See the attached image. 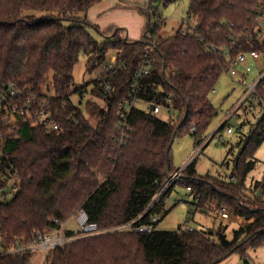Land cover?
Here are the masks:
<instances>
[{
	"label": "trees",
	"instance_id": "obj_1",
	"mask_svg": "<svg viewBox=\"0 0 264 264\" xmlns=\"http://www.w3.org/2000/svg\"><path fill=\"white\" fill-rule=\"evenodd\" d=\"M101 1L0 0V89L14 87L21 105L29 99L28 109H42L59 125L50 129L33 124L25 113L18 114L12 129L0 113L2 163L18 171L21 183L13 198L0 199L4 245L16 239L26 243L39 231L59 228L74 235L79 230L64 224L80 209L101 229L141 215L174 172L172 139L189 133L200 144L207 137L218 114L210 94L229 60L252 50L264 56L259 19L264 0H189L193 32L179 30L164 37L159 19L138 40H125L119 27L112 36L110 27L103 31L106 39L98 42L89 30L88 12ZM32 11L49 14L38 17ZM110 48L123 61L117 72L108 73L115 89L105 91L94 79L91 97L82 107L72 98L78 93L82 103L88 92L87 86L73 88L80 54L88 56V69L94 70L106 61ZM146 65L149 73L141 78L138 103L150 104V109L134 106L122 130L120 102L129 97L136 74ZM259 96L264 99V81ZM158 105L174 110L176 117H158L153 112ZM86 111L95 116L94 122ZM263 142L264 113L250 133H242L237 153L234 146L228 150L227 156L233 155L229 178L200 175L193 162L180 178L191 188L195 211L224 209L242 219L231 238L224 224L208 230H162L157 225L151 232L81 236L50 251L43 264H219L234 253L249 264L248 250L264 246V176L255 181L253 195L245 193V184ZM147 221L145 216L142 222ZM31 256L0 254V264H31Z\"/></svg>",
	"mask_w": 264,
	"mask_h": 264
},
{
	"label": "rangeland",
	"instance_id": "obj_2",
	"mask_svg": "<svg viewBox=\"0 0 264 264\" xmlns=\"http://www.w3.org/2000/svg\"><path fill=\"white\" fill-rule=\"evenodd\" d=\"M119 2L125 11L113 18L117 20V23L113 25L114 31L111 35L119 27L122 29L121 36L123 38L128 37L130 40H138L149 23L155 24L159 19H162L164 23L160 33L162 36L168 37L181 30L184 26L194 23V20L189 17L188 13L189 0H119ZM32 13H35L38 17L49 14L46 11H32ZM79 15L82 16L83 13ZM121 22L125 25L120 24ZM89 30L98 42H103L106 39L103 34L105 30L101 28L97 29V25L92 23ZM113 54H115V50L112 48L108 49L106 61ZM87 61L88 56L81 53L74 69L75 85L73 88L88 87V92L82 103L80 102V95L78 93L72 94L73 100L82 107H84V101L91 97L89 90L93 86V80L96 79L102 69V65H98L94 70H89ZM249 64L252 69L247 76L248 83L256 79L264 69V58L260 56L257 59H249ZM242 75V68H239L238 74L235 76L224 72L219 78L214 91L210 94V99L218 110V114L209 128L208 135L204 139V146L200 150L196 151L199 144L196 138L189 133L182 132L174 138L171 145L174 172L170 173L169 176L175 173L176 170L193 162V167L200 175L210 173L222 179L230 177L233 169V155L227 156L228 150L234 146L235 153H237L238 149L236 145L242 133L244 135L250 133L264 113V104L260 100V102H255L252 108L243 106L237 113L228 118L227 113L233 110L246 89V86L242 83ZM99 101H102L105 105L104 100ZM138 106L145 110L150 109V104L147 103H138ZM86 113L89 119L94 122L95 116L87 111ZM156 115L164 120H170L176 117V112L162 107L161 111ZM226 120L228 121L227 127L215 136H212L214 130ZM242 123L243 125L241 126ZM229 127L233 129V132H228L227 129ZM255 157L257 164L247 175L245 184V193L250 195L254 194L255 190L253 187L255 181L261 180L264 176V142L257 149ZM179 180L175 182L165 197L163 218L158 222V228L162 230H178L188 225L195 229L208 230L224 224L228 226L226 234L231 238L233 230L240 225L242 219L236 216L223 219L220 216H214L211 211H195L192 204L194 202L193 195L187 190L185 181ZM64 227L75 231L79 230L73 216L65 222ZM248 252L250 254L249 264H264V246L250 248ZM235 254L237 255V253L232 255ZM42 261L43 251L36 250L32 252L31 264H42ZM238 264L246 263L243 259Z\"/></svg>",
	"mask_w": 264,
	"mask_h": 264
},
{
	"label": "built area",
	"instance_id": "obj_3",
	"mask_svg": "<svg viewBox=\"0 0 264 264\" xmlns=\"http://www.w3.org/2000/svg\"><path fill=\"white\" fill-rule=\"evenodd\" d=\"M260 22L264 24V12H260ZM196 28L195 23L188 24L184 26L180 31L182 33L193 32ZM226 56L228 53L226 52ZM260 56H263V53L257 50H252L250 52H241L236 55L234 58L229 60L227 71L231 76L238 74L239 68L243 70L242 83L246 86L245 91L243 92L242 97L238 100L237 104L234 106L233 110L227 113L228 118L231 115L237 113L243 106L252 108L255 102H263L264 99L259 96V87L262 86L264 81V69L261 71L260 75L254 79L252 82H247V76L251 72V66L249 64V59H257ZM264 58V56H263ZM123 65V61H119L116 54H113L109 60L105 61L102 64L101 72L96 77L97 86L105 91H112L115 89V83L112 79L109 78V72H117L119 68ZM149 73V65L143 66L141 71L136 74L135 84L131 89L128 98H123L120 102V111L119 115L122 118V121L119 124V128L124 130L127 127V118L134 106L138 105V93L140 90V81L143 75ZM49 94L52 93L49 91ZM18 91L14 87L1 90L0 94V113L3 112V121H5L12 129L17 127V117L18 114L27 113L28 117L32 119L33 124H46L50 129H58L59 125L56 121L52 120L49 113L44 112L42 109L29 108L30 100H27L26 105L20 104V97ZM262 104V105H263ZM161 106H154L153 112L155 114L161 111ZM227 121V120H226ZM242 129V127H241ZM217 129L214 130L215 133ZM228 132H233V129L229 127ZM212 133V134H213ZM4 143V137L0 132V199H11L16 193L20 190V179L18 171L13 169L12 165H3L2 156L3 151L1 146ZM202 141L197 150H200L204 145ZM195 151V152H196ZM187 166L180 168L175 171L171 176L168 177L166 182L161 186L158 192L153 196L145 211L136 217L135 219L122 223L117 226H112L109 228L101 229L96 223L92 222L83 209L77 211L73 218L79 227V232L74 235H67L63 228L56 229L53 232L45 233L39 231L33 240L29 242H22L19 239H16L14 242H11L8 245H4V242H0V254L6 253H21V252H34L36 250L43 251V263L47 258L50 251L63 246L64 244L79 238L81 236H93L103 233L115 232V231H136V232H151L157 225L158 222L163 218V211H159L157 207L161 204L165 198L168 191L174 186L175 182L180 179L184 173V170ZM191 188L187 190L190 191ZM215 214H220L222 217L228 218L229 214L222 209L213 210ZM148 216L147 222H142V219ZM185 230H193L192 227L188 225L184 226ZM4 245V246H3ZM42 263V264H43Z\"/></svg>",
	"mask_w": 264,
	"mask_h": 264
},
{
	"label": "crops",
	"instance_id": "obj_4",
	"mask_svg": "<svg viewBox=\"0 0 264 264\" xmlns=\"http://www.w3.org/2000/svg\"><path fill=\"white\" fill-rule=\"evenodd\" d=\"M124 11L125 9H122L119 0H102L89 10L88 18L93 24L97 25L99 28L107 30L110 27H114L113 25L117 23V20L113 18L120 15ZM120 24L125 25L122 22ZM211 213H213V215L216 217L220 216L221 218L226 219L220 214H215L213 211H211ZM241 260H243L241 256L239 254H235L231 255L219 264H238Z\"/></svg>",
	"mask_w": 264,
	"mask_h": 264
},
{
	"label": "water",
	"instance_id": "obj_5",
	"mask_svg": "<svg viewBox=\"0 0 264 264\" xmlns=\"http://www.w3.org/2000/svg\"><path fill=\"white\" fill-rule=\"evenodd\" d=\"M116 31H117V30H116ZM116 31H115V32H116ZM112 36H113V35H112ZM125 40H127V37L125 38ZM153 108H154V107H153ZM173 141H174V138L172 139V142H173ZM260 193H261V192L259 191V194H260Z\"/></svg>",
	"mask_w": 264,
	"mask_h": 264
}]
</instances>
